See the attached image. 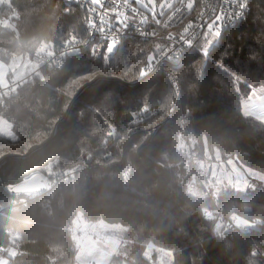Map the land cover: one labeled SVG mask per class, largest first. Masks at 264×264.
Listing matches in <instances>:
<instances>
[{
	"label": "trees",
	"instance_id": "1",
	"mask_svg": "<svg viewBox=\"0 0 264 264\" xmlns=\"http://www.w3.org/2000/svg\"><path fill=\"white\" fill-rule=\"evenodd\" d=\"M0 17L12 27L0 29L7 64L42 43H78L63 65L1 95L0 120L16 139L0 135V264H76L80 214L123 226L108 264H152L161 251L171 264H264V124L242 108L264 91V0L217 44L202 37L149 75L161 43L131 37L107 60L80 4L11 0ZM216 156L241 172L243 192L209 187L200 163ZM35 174L45 193L6 190ZM231 220L248 231L230 230Z\"/></svg>",
	"mask_w": 264,
	"mask_h": 264
},
{
	"label": "built area",
	"instance_id": "2",
	"mask_svg": "<svg viewBox=\"0 0 264 264\" xmlns=\"http://www.w3.org/2000/svg\"><path fill=\"white\" fill-rule=\"evenodd\" d=\"M251 1L174 0L164 17L153 18L132 0H100L99 4H94L93 0H66L68 5L80 4L87 9L89 40L94 41L95 49L98 44L100 45L99 48L107 60L112 59L117 45L131 37L141 40L154 39L161 43L158 55L151 58L144 67L146 75L178 59L182 50L195 46L202 37L208 36L212 40L214 33L221 36L238 26L247 19L251 10ZM5 27L6 19L0 17V29L5 30ZM163 29L170 33L164 35ZM77 48L76 40L66 43L63 48L42 43L34 49L31 59L39 64V68L53 70L63 65L65 56L75 52ZM172 82L179 96L181 86L177 78L173 76ZM19 84L17 83V86ZM15 87L16 84L12 82L8 91L13 92L17 88ZM152 112L156 114L158 108ZM79 171L81 168L74 170L67 179L72 181ZM57 182L58 179L55 178L53 184L56 185ZM206 195L212 197L209 191ZM219 214L222 217L221 211ZM228 227L238 233L248 231L246 227H240L236 220H231Z\"/></svg>",
	"mask_w": 264,
	"mask_h": 264
},
{
	"label": "rangeland",
	"instance_id": "3",
	"mask_svg": "<svg viewBox=\"0 0 264 264\" xmlns=\"http://www.w3.org/2000/svg\"><path fill=\"white\" fill-rule=\"evenodd\" d=\"M10 1L0 0V6L7 5ZM132 1H136L137 5L151 14L153 18L157 16L164 17L174 2V0ZM6 27L12 29L8 24H6ZM219 39V35L213 36L211 42L209 40L210 43L207 47L217 44ZM38 68L39 64L32 61L29 57H16L11 64L0 60V98L2 94L10 93L8 88L12 82L17 87V83L21 79L32 77ZM242 108L250 116L262 117L264 119V91L254 90L251 97L242 101ZM0 135L10 140L16 139L12 125L6 120H0ZM180 148L188 152L189 144L186 140L181 141ZM202 163H200L201 168L208 177V185L215 192H243L246 189V185L242 183L244 182V178H242L241 172L236 170L231 163L221 161L218 156L212 160H204ZM27 194L32 195L37 193ZM240 223L243 224L238 220L237 224L239 226ZM72 230L79 250L76 264H108L109 258L118 252L117 249L123 226L105 222L85 221L80 214L75 218ZM152 264H171L170 255L167 252L161 251L159 252V259L152 261Z\"/></svg>",
	"mask_w": 264,
	"mask_h": 264
},
{
	"label": "water",
	"instance_id": "4",
	"mask_svg": "<svg viewBox=\"0 0 264 264\" xmlns=\"http://www.w3.org/2000/svg\"><path fill=\"white\" fill-rule=\"evenodd\" d=\"M132 121L133 116L127 114L121 118L120 123H129ZM6 190L12 194L45 193L47 191V185L44 181V178L40 174H35L15 186L6 187Z\"/></svg>",
	"mask_w": 264,
	"mask_h": 264
},
{
	"label": "crops",
	"instance_id": "5",
	"mask_svg": "<svg viewBox=\"0 0 264 264\" xmlns=\"http://www.w3.org/2000/svg\"><path fill=\"white\" fill-rule=\"evenodd\" d=\"M39 71H40V69L38 68L37 69V71L33 74V76H35V75H37L38 73H39ZM28 78V77H27ZM24 80H26V78L24 79H21L20 81H19V83H22ZM244 111V110H243ZM245 113V112H244ZM248 117H251V118H253V119H256V120H258V121H260V122H262L263 124H264V119H262V117H253V116H250L248 113H245Z\"/></svg>",
	"mask_w": 264,
	"mask_h": 264
},
{
	"label": "snow or ice",
	"instance_id": "6",
	"mask_svg": "<svg viewBox=\"0 0 264 264\" xmlns=\"http://www.w3.org/2000/svg\"><path fill=\"white\" fill-rule=\"evenodd\" d=\"M93 3L94 4H99L100 3V0H93ZM211 28V26H209ZM214 35H218V33H214Z\"/></svg>",
	"mask_w": 264,
	"mask_h": 264
},
{
	"label": "bare ground",
	"instance_id": "7",
	"mask_svg": "<svg viewBox=\"0 0 264 264\" xmlns=\"http://www.w3.org/2000/svg\"><path fill=\"white\" fill-rule=\"evenodd\" d=\"M67 180L70 181L69 179H66V181H67ZM73 180H74V177H73ZM73 180H72V181H73ZM72 181H70V182H72Z\"/></svg>",
	"mask_w": 264,
	"mask_h": 264
}]
</instances>
